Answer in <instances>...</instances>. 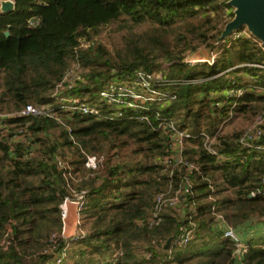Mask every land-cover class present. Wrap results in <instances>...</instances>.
<instances>
[{
    "label": "trees",
    "instance_id": "trees-1",
    "mask_svg": "<svg viewBox=\"0 0 264 264\" xmlns=\"http://www.w3.org/2000/svg\"><path fill=\"white\" fill-rule=\"evenodd\" d=\"M231 1L13 0V10H0V264H50L66 243L63 264H264V235L245 242L239 257L211 211L215 203L236 230L264 220V196H250L262 187L264 152L244 148L240 131L219 133L230 114L264 112V49L253 34L234 37L233 30L221 38L235 17ZM108 26L119 37L111 47L95 42ZM200 47L218 52L212 64L184 61ZM74 61L83 80L72 95L93 100L113 74L141 67L173 80L175 98L149 111L126 109L122 118L58 111L64 125L19 115L29 103H53L52 91ZM173 66L180 76L169 75ZM161 122L189 131L186 159L197 168L173 163L162 172ZM213 137L212 152L205 144ZM134 154L140 158L131 163ZM86 155L98 160L95 168L86 167ZM186 180L180 214L164 209L157 223L137 224L153 211L155 194ZM72 191H85L79 227L86 235L65 240L59 204ZM188 229L185 246L175 245Z\"/></svg>",
    "mask_w": 264,
    "mask_h": 264
},
{
    "label": "built area",
    "instance_id": "built-area-1",
    "mask_svg": "<svg viewBox=\"0 0 264 264\" xmlns=\"http://www.w3.org/2000/svg\"><path fill=\"white\" fill-rule=\"evenodd\" d=\"M3 1H13V0H0V10L1 3ZM29 24L34 25L37 23V19H29ZM252 33L247 30H237L234 33V37L245 35L250 36ZM259 45L264 49V44L259 40ZM217 51L210 50L208 56H200L198 54L189 55L184 59L185 62L189 64H197L202 62H207L212 64L217 55ZM260 66V65H258ZM82 69L78 61H74L65 70L62 80L55 86L52 91V97L54 98L53 103H46L41 105H35L29 103L24 106L19 115L21 116H44V117H54L61 124L64 125L61 119L58 118L57 112H65L66 114H80L83 116H90L94 118H122L124 110L131 109L138 111L139 109L150 110L151 105L165 106L169 104L174 98L175 94L172 91V87L175 82L166 78L164 73L160 70L146 71L145 69L138 67L131 72L113 74V76L103 84V86L93 95V100L88 99V97H82L77 95H72L70 90L74 88L78 82L82 81ZM196 81V80H193ZM241 94V90H231L230 95ZM102 103L112 106V111L110 113H104L102 111ZM232 114L227 118L230 120ZM140 119H148L147 115H142ZM227 120V121H228ZM162 132L167 137L166 149L163 158L160 160L163 166L162 172L167 171L168 166L171 164H185L187 169L192 170L195 167L194 163L187 161V156L185 154L186 148L190 145L189 138L192 135L186 128H181L173 122H161L159 124ZM21 131V130H20ZM219 133H223L219 129ZM264 135V112L257 114L254 124L250 125L240 134L239 143L244 148H256L264 152V144L259 143L260 138ZM208 139V137H207ZM215 137L210 138L209 143L205 144L207 149L212 151V145L215 143ZM213 152V151H212ZM99 159H102L99 158ZM97 159L95 156L86 155L85 165L88 168H95L97 164ZM100 161V160H99ZM57 165L64 170V175L71 179L73 175L69 172V166L60 157H56ZM173 174V170L169 172V175ZM75 180V179H74ZM262 187L256 188L250 191V196L263 195L264 196V174L261 179ZM191 187V182L186 180L183 187L173 189L171 181L167 188L171 192L161 191L154 196V207L153 211L146 218L137 219V224L151 226L159 221V215L162 210L166 208H175L183 200L184 193ZM73 192V197H65L63 201L59 204L60 216L63 222L62 236L65 240L69 238H83L86 235V231L81 229L79 226L81 224V211L85 203V191ZM211 201L214 198L209 196ZM74 204L77 217L75 224L77 230L70 236H64L65 220L69 215V205ZM217 206L215 203L211 204V211L214 214V220L216 221L217 227L222 231L224 238H228L232 241L235 246V253L241 257L246 251V244L242 237L239 236L236 229L230 225L224 218L223 214L216 210ZM192 230L188 229L178 240L174 241L175 245H183L187 243L191 237ZM53 236L51 241H53ZM69 249V244L66 243L62 249L53 255V259L50 264H63L67 251ZM121 254L120 252L118 253Z\"/></svg>",
    "mask_w": 264,
    "mask_h": 264
},
{
    "label": "rangeland",
    "instance_id": "rangeland-1",
    "mask_svg": "<svg viewBox=\"0 0 264 264\" xmlns=\"http://www.w3.org/2000/svg\"><path fill=\"white\" fill-rule=\"evenodd\" d=\"M234 12L237 11V8L234 7L232 9ZM247 22H245L243 24V30L247 31ZM113 28L111 26H108L107 28H102L100 33L95 37V42H100L102 44L107 45L108 47H111V45L113 44L114 41H116L119 37L118 34L112 30ZM210 50L206 47H200L197 50H195L194 52L189 54V57H192V55H200V56H208ZM185 59V58H184ZM158 63L161 65L160 68H164L166 69L167 67L170 66V63L168 64V62L166 61V59L162 58V59H158L157 60ZM181 72H184L183 70ZM171 77H176V76H180V70L179 68L173 66L170 68V74ZM86 97H89V95H85ZM260 114V113H258ZM257 115V114H256ZM256 115L252 114V113H237L235 115H232V118L228 121H225L224 123H222L220 129L222 130L223 133H230L233 131H240V134L246 130L247 127H249L250 125L254 124L255 122V118ZM214 117V116H213ZM140 156L138 155H132L131 157H129V161L131 163H133L136 159H139ZM150 161V160H147ZM163 191L165 192H171V190H169V188H167V186H164ZM179 205L176 206L175 208H166L167 211L171 212L174 211L177 214L181 213V210L179 211ZM70 207H69V215L65 220V224L68 223H75L76 217H77V213H76V209H75V215H71L70 214ZM80 219H81V215H80ZM217 225V224H216ZM238 230H236L239 234L240 237L243 238L244 242H247L248 240H251L253 238H257L259 236H263L264 235V220H253L252 222L247 221L246 223L240 225L237 227ZM70 260V258H68L67 262Z\"/></svg>",
    "mask_w": 264,
    "mask_h": 264
},
{
    "label": "water",
    "instance_id": "water-1",
    "mask_svg": "<svg viewBox=\"0 0 264 264\" xmlns=\"http://www.w3.org/2000/svg\"><path fill=\"white\" fill-rule=\"evenodd\" d=\"M231 4L237 8L235 17L226 24L221 35L224 38L233 30H238L245 22L247 29L264 44V0H232ZM13 1H3L1 11L9 12L13 10ZM9 33L6 31L5 35ZM171 239H168L165 248H169Z\"/></svg>",
    "mask_w": 264,
    "mask_h": 264
},
{
    "label": "crops",
    "instance_id": "crops-1",
    "mask_svg": "<svg viewBox=\"0 0 264 264\" xmlns=\"http://www.w3.org/2000/svg\"><path fill=\"white\" fill-rule=\"evenodd\" d=\"M70 207V214L72 215H75V206L74 204H70L69 205ZM252 222V221H251ZM77 230V226L74 222L72 223H68V224H65V227H64V236L67 238V237H70L75 231Z\"/></svg>",
    "mask_w": 264,
    "mask_h": 264
}]
</instances>
